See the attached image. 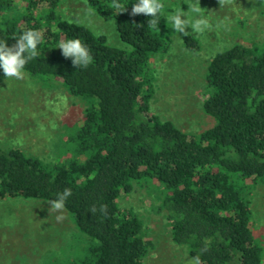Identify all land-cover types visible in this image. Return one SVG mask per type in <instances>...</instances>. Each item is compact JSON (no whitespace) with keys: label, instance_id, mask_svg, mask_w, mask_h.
I'll use <instances>...</instances> for the list:
<instances>
[{"label":"trees","instance_id":"16d2710c","mask_svg":"<svg viewBox=\"0 0 264 264\" xmlns=\"http://www.w3.org/2000/svg\"><path fill=\"white\" fill-rule=\"evenodd\" d=\"M60 2L0 0V40L12 46L22 30L41 31L25 73L57 80L87 104L66 140L67 160L45 163L17 148H0V203H48L71 188L63 209L87 239V255L72 264H143L151 241L141 217L121 208L119 199L137 186L151 187L160 194L157 210L172 242L199 264H264L247 199L251 186L264 182V44L252 49L235 43L208 60L201 110L213 125L189 136L150 110L152 61L168 52L163 9L154 27L144 14H132L135 0L90 1L114 20L124 44L116 48L62 19ZM70 37L88 45L93 59L87 68L74 66L57 48ZM183 42L196 52L198 40Z\"/></svg>","mask_w":264,"mask_h":264},{"label":"rangeland","instance_id":"374dc122","mask_svg":"<svg viewBox=\"0 0 264 264\" xmlns=\"http://www.w3.org/2000/svg\"><path fill=\"white\" fill-rule=\"evenodd\" d=\"M92 0H61L57 13L67 22L102 35L112 47L123 48L112 18L102 17ZM163 15L176 9L206 19L203 32L186 36L164 24L167 54L152 61L155 92L150 110L169 120L189 136H197L213 125L201 110L204 72L208 60L235 43L252 49L264 44V0H161ZM198 40L196 52L188 50L184 37ZM87 104L70 96L53 79L29 77L7 79L0 70V148H17L45 163L70 157L66 140L82 123ZM257 180L247 196L251 228L264 256V182ZM150 183L149 186H154ZM155 187V186H154ZM158 191L137 186L119 199V206L137 213L151 249L143 264H195L183 246L174 244L162 212L157 210ZM83 239V240H82ZM87 239L77 231L64 209L36 200L0 203V264H72L87 255ZM81 246V247H80Z\"/></svg>","mask_w":264,"mask_h":264},{"label":"clouds","instance_id":"9594fccd","mask_svg":"<svg viewBox=\"0 0 264 264\" xmlns=\"http://www.w3.org/2000/svg\"><path fill=\"white\" fill-rule=\"evenodd\" d=\"M198 3L199 0H193V7L191 8L193 14L201 11V8L196 6ZM113 6L121 8L119 3H114ZM125 9L126 7L123 8V12ZM162 9L161 0H135V3H132L131 12L133 15L144 14L150 18L148 23L158 27L157 17L161 14ZM165 20L172 31L184 36L189 33L186 31L189 28L192 33L203 32L207 23L203 16L192 15L190 17L188 11L179 8L170 14H165ZM14 39L16 43L12 46H9L6 40H0V70L7 79H20L24 76L26 64L36 55L38 45L42 42V34L38 29L26 28ZM57 48L60 49L62 56L70 59L76 67L87 68L92 63L93 57L88 45L77 37L60 41ZM71 195V188L66 187L48 203H50L51 208L61 210ZM103 208L104 206H101V210ZM192 259L195 264H199L198 257Z\"/></svg>","mask_w":264,"mask_h":264}]
</instances>
